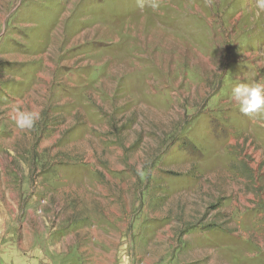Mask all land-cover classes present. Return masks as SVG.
I'll list each match as a JSON object with an SVG mask.
<instances>
[{
	"label": "rangeland",
	"instance_id": "374dc122",
	"mask_svg": "<svg viewBox=\"0 0 264 264\" xmlns=\"http://www.w3.org/2000/svg\"><path fill=\"white\" fill-rule=\"evenodd\" d=\"M257 82L261 0H0V264H264Z\"/></svg>",
	"mask_w": 264,
	"mask_h": 264
},
{
	"label": "clouds",
	"instance_id": "9594fccd",
	"mask_svg": "<svg viewBox=\"0 0 264 264\" xmlns=\"http://www.w3.org/2000/svg\"><path fill=\"white\" fill-rule=\"evenodd\" d=\"M264 7V0H261ZM232 100L245 114L264 112V83L239 84L232 90ZM39 119V113L22 111L17 114L16 122L20 128H32ZM124 264H128L127 257Z\"/></svg>",
	"mask_w": 264,
	"mask_h": 264
}]
</instances>
